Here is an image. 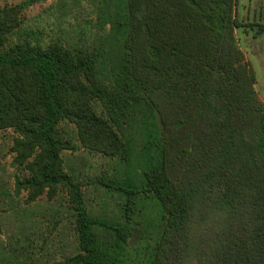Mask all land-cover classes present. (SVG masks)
Masks as SVG:
<instances>
[{
    "label": "trees",
    "instance_id": "1",
    "mask_svg": "<svg viewBox=\"0 0 264 264\" xmlns=\"http://www.w3.org/2000/svg\"><path fill=\"white\" fill-rule=\"evenodd\" d=\"M34 2L0 5V130L15 133V193L65 199L53 225L69 220L73 247L60 264H264V103L236 41L237 0H100L110 67L87 36L45 41L24 26ZM77 146L124 167L93 179L122 197L118 217L88 208L62 156Z\"/></svg>",
    "mask_w": 264,
    "mask_h": 264
},
{
    "label": "rangeland",
    "instance_id": "2",
    "mask_svg": "<svg viewBox=\"0 0 264 264\" xmlns=\"http://www.w3.org/2000/svg\"><path fill=\"white\" fill-rule=\"evenodd\" d=\"M22 1L0 0V5ZM99 2L35 0L23 11L22 22L24 26L41 31L45 41L74 44L87 36L91 47L99 48L105 54L104 66L110 67L117 51L116 44L109 31L103 30L96 21ZM263 7L264 0H237L236 16L243 26L235 28V36L245 60L254 70L255 90L264 103V30L257 33L259 25L264 24ZM60 125L64 135L77 144L74 126L65 122ZM14 136L12 129L0 130V264H60L64 254L73 247L69 220L65 219L57 227L53 225L57 211L61 213L65 209V199L48 201L42 196L36 201L26 202L25 192L15 193L17 169L11 150ZM62 156L66 168L83 182L84 197L90 211L104 218L118 217L122 197L93 184V179L100 175L106 179L118 178L123 173L122 164L107 156L90 155L78 146L64 150ZM149 207L150 204L142 201L139 211H134L136 223L128 250L138 259L147 253L140 248L147 244L145 240L148 241L150 233L142 232L145 222L140 213H145Z\"/></svg>",
    "mask_w": 264,
    "mask_h": 264
},
{
    "label": "crops",
    "instance_id": "3",
    "mask_svg": "<svg viewBox=\"0 0 264 264\" xmlns=\"http://www.w3.org/2000/svg\"><path fill=\"white\" fill-rule=\"evenodd\" d=\"M263 102V101H262Z\"/></svg>",
    "mask_w": 264,
    "mask_h": 264
}]
</instances>
